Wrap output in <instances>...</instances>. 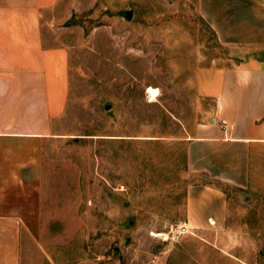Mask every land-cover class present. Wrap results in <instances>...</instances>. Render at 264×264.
Listing matches in <instances>:
<instances>
[{
    "label": "rangeland",
    "instance_id": "obj_1",
    "mask_svg": "<svg viewBox=\"0 0 264 264\" xmlns=\"http://www.w3.org/2000/svg\"><path fill=\"white\" fill-rule=\"evenodd\" d=\"M61 5L68 19L47 36L67 51L65 113L53 124L55 177L41 185L39 203L34 189L31 203L18 204L31 229L24 262L264 264L261 200L237 189L219 185L230 203L224 231H170L186 221L192 181L180 120L203 117L219 79L212 72L239 62L197 0ZM147 87L158 90L154 100Z\"/></svg>",
    "mask_w": 264,
    "mask_h": 264
},
{
    "label": "crops",
    "instance_id": "obj_2",
    "mask_svg": "<svg viewBox=\"0 0 264 264\" xmlns=\"http://www.w3.org/2000/svg\"><path fill=\"white\" fill-rule=\"evenodd\" d=\"M62 2L0 0V264H26L22 236L31 229L18 204L31 203L34 189L39 203L41 185L55 177L53 124L65 113L67 51L47 35L68 19L59 16ZM197 6L219 45L239 60L212 72L219 79L211 109L180 120L185 177L192 180L185 222L191 231L218 234L230 215L219 185L259 197L264 219V0ZM15 192L17 204L7 197Z\"/></svg>",
    "mask_w": 264,
    "mask_h": 264
},
{
    "label": "built area",
    "instance_id": "obj_3",
    "mask_svg": "<svg viewBox=\"0 0 264 264\" xmlns=\"http://www.w3.org/2000/svg\"><path fill=\"white\" fill-rule=\"evenodd\" d=\"M221 123L223 124V125H225V122L224 121H221ZM170 231L171 232H176V233H179L180 235L181 234H187V233H189V231H190V228H189V226L187 225V223H181L180 225H178V226H176L175 228H170Z\"/></svg>",
    "mask_w": 264,
    "mask_h": 264
},
{
    "label": "bare ground",
    "instance_id": "obj_4",
    "mask_svg": "<svg viewBox=\"0 0 264 264\" xmlns=\"http://www.w3.org/2000/svg\"><path fill=\"white\" fill-rule=\"evenodd\" d=\"M146 93L149 95V97H150L151 100H154L155 97L158 95V90L155 89V88H153V87H147ZM152 235L154 237L161 236V234H155V233H153Z\"/></svg>",
    "mask_w": 264,
    "mask_h": 264
},
{
    "label": "water",
    "instance_id": "obj_5",
    "mask_svg": "<svg viewBox=\"0 0 264 264\" xmlns=\"http://www.w3.org/2000/svg\"><path fill=\"white\" fill-rule=\"evenodd\" d=\"M123 15L125 16V18H127L128 20L131 18V15H132V12L131 11H127V12H124ZM106 109H108V106H106ZM133 224V221H129L128 222V225H132ZM128 238H125V244L128 243Z\"/></svg>",
    "mask_w": 264,
    "mask_h": 264
}]
</instances>
